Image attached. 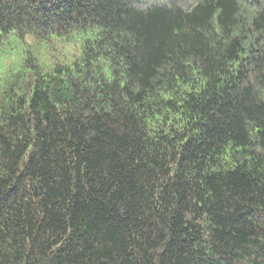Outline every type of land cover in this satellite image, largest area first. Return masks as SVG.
Returning <instances> with one entry per match:
<instances>
[{
    "label": "trees",
    "instance_id": "16d2710c",
    "mask_svg": "<svg viewBox=\"0 0 264 264\" xmlns=\"http://www.w3.org/2000/svg\"><path fill=\"white\" fill-rule=\"evenodd\" d=\"M148 1L0 0L91 36L0 88V264H264V0Z\"/></svg>",
    "mask_w": 264,
    "mask_h": 264
},
{
    "label": "rangeland",
    "instance_id": "374dc122",
    "mask_svg": "<svg viewBox=\"0 0 264 264\" xmlns=\"http://www.w3.org/2000/svg\"><path fill=\"white\" fill-rule=\"evenodd\" d=\"M162 1L164 0H149L146 6L162 3ZM193 1L185 0L184 2L189 4ZM240 3L249 10L246 1L241 0ZM87 38L90 39L91 36L72 33L63 37L52 35L47 40L39 41L30 34L22 38L16 32H11L7 41L0 45V88L13 72L23 68L24 61L28 56L35 63L40 64L42 73L52 72L58 64L72 65L83 54V45ZM96 67L106 76L111 73L110 63L103 57L98 58Z\"/></svg>",
    "mask_w": 264,
    "mask_h": 264
}]
</instances>
